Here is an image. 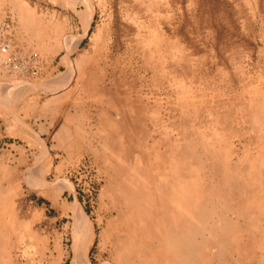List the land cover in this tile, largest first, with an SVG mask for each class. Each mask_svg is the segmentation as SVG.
I'll use <instances>...</instances> for the list:
<instances>
[{"label":"rangeland","instance_id":"1","mask_svg":"<svg viewBox=\"0 0 264 264\" xmlns=\"http://www.w3.org/2000/svg\"><path fill=\"white\" fill-rule=\"evenodd\" d=\"M1 45L2 104L25 86L65 135L0 141V264H264V0H0ZM186 183L194 231L125 258L127 188L153 218Z\"/></svg>","mask_w":264,"mask_h":264},{"label":"bare ground","instance_id":"2","mask_svg":"<svg viewBox=\"0 0 264 264\" xmlns=\"http://www.w3.org/2000/svg\"><path fill=\"white\" fill-rule=\"evenodd\" d=\"M0 49L2 52H6L8 50V46L1 45ZM248 175H249L251 187H252V185L257 182V179H256L257 175H254L252 173H248ZM224 178H225V180L231 179V174L229 172H225ZM158 179H159V177H158ZM190 188L192 189V185L190 183L189 184L186 183L184 185H178L177 188L174 189L173 194L172 195L170 194L167 196V192L165 191L166 190L165 187H162V186L157 187L155 190L158 192V204H155V205L153 203L152 204L155 207L158 205V207H156V209H155L156 213H154L155 216L153 218L151 215L153 213L149 210L147 211V208H148V206L146 205L147 201L144 199L145 196L147 197L146 192L149 191L151 188H149V189L147 188L146 191H144V193H142L141 196H140L139 190L127 188V193L132 194V197L127 198L128 203L130 204V207L134 211H137L139 213V216H138L139 223L137 222L138 223L137 226L133 225L134 228H131V230H130L132 233V237H138V239L136 240V243L133 240L125 241L126 242L125 243V249L128 250V254L125 258H128L130 256L129 251L132 249V247H134L136 249V254H138L137 251L141 252L144 250V248L142 246L143 241H144L143 237L147 234L148 235L152 234V235H154V237L164 235L166 237H172L174 239H178V241H179V237H181V235L184 234V238H186L187 235H189V233L191 231L192 232L194 231V229H192V226L190 225V223L188 221V218L191 215L192 211L196 210L194 212H199L198 209L202 206L205 197L199 196L198 198H193L191 196L190 191H189ZM202 189L204 190V188H202ZM153 192H154V189H153ZM142 196H143V199L140 200V197H142ZM162 198L164 200L168 199L171 202L173 201L172 204H176L177 208H183L185 210V213L183 214V216L178 221H176L177 215L174 214L173 210H172L170 217H167L166 215H168V214L163 212V211H165L163 208H164V206H166L167 200L162 201L163 200ZM169 198H171V199H169ZM149 204H148L149 206H151V207L153 206L151 203H149ZM154 206L152 207V209L154 208ZM137 212H134V213H137ZM130 214L134 216V214H132V213H130ZM131 215H130V217H131ZM149 215H151V217ZM146 219L148 222L144 223V220H146ZM252 219H253V217H252ZM131 222L135 224V219L132 218ZM139 237H141V240ZM181 245L184 248H188V252L185 256H187L188 258L191 259L192 255H193V254H191V248H192L191 243L183 244V241H182ZM144 252H145V250H144ZM124 262H125V264H128V261L125 259H124ZM192 262H193V264H201V262H199L197 260H193ZM139 263H141V262L139 261Z\"/></svg>","mask_w":264,"mask_h":264},{"label":"crops","instance_id":"3","mask_svg":"<svg viewBox=\"0 0 264 264\" xmlns=\"http://www.w3.org/2000/svg\"><path fill=\"white\" fill-rule=\"evenodd\" d=\"M30 93L22 86L14 94L6 95L3 104L0 101V141L12 138V141L17 140L22 145H30L36 157V146L43 145L54 136H64L62 129L65 126L59 127L57 132L52 131L54 125L50 122V107L41 102L36 105ZM18 158L24 159L20 155Z\"/></svg>","mask_w":264,"mask_h":264}]
</instances>
